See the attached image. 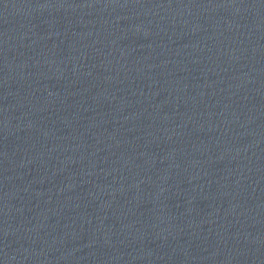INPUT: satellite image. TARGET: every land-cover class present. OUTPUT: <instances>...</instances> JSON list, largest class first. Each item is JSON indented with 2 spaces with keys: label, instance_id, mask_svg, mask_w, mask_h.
Segmentation results:
<instances>
[{
  "label": "water",
  "instance_id": "1",
  "mask_svg": "<svg viewBox=\"0 0 264 264\" xmlns=\"http://www.w3.org/2000/svg\"><path fill=\"white\" fill-rule=\"evenodd\" d=\"M0 264H264V0H0Z\"/></svg>",
  "mask_w": 264,
  "mask_h": 264
}]
</instances>
